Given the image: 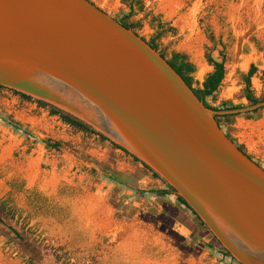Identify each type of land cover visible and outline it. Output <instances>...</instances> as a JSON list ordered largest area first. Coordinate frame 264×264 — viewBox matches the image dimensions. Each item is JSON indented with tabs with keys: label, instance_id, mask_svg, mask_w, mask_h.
I'll return each mask as SVG.
<instances>
[{
	"label": "rangeland",
	"instance_id": "1",
	"mask_svg": "<svg viewBox=\"0 0 264 264\" xmlns=\"http://www.w3.org/2000/svg\"><path fill=\"white\" fill-rule=\"evenodd\" d=\"M90 1L115 19L131 9L127 21L145 40L160 32L159 52L183 56L193 89L212 70L205 53L223 58L220 85L205 98L210 106L251 105L244 96L250 65L253 96L264 100V0ZM257 109L220 126L264 169V106ZM0 117L26 131L0 119V264H24L33 246L63 264H238L174 192H150L165 182L119 146L7 88Z\"/></svg>",
	"mask_w": 264,
	"mask_h": 264
},
{
	"label": "water",
	"instance_id": "2",
	"mask_svg": "<svg viewBox=\"0 0 264 264\" xmlns=\"http://www.w3.org/2000/svg\"><path fill=\"white\" fill-rule=\"evenodd\" d=\"M0 86L135 157L238 264H264V169L140 35L90 0H0Z\"/></svg>",
	"mask_w": 264,
	"mask_h": 264
},
{
	"label": "trees",
	"instance_id": "3",
	"mask_svg": "<svg viewBox=\"0 0 264 264\" xmlns=\"http://www.w3.org/2000/svg\"><path fill=\"white\" fill-rule=\"evenodd\" d=\"M131 15V9L125 13L122 17V19H116L120 24H122L124 27L126 28H130L133 30L132 25L127 21V19L130 17ZM115 19V18H114ZM136 33V32H135ZM161 33L157 32L152 39L150 40H145L143 37H141L143 40H145L147 42V44H149V46H151L154 50L159 51L157 48V40L159 39ZM212 39V37H210ZM162 58H165L164 54L160 53ZM205 58L206 61L212 65V70L210 72H208L205 76V78L203 79L202 83H201V88L199 89H193L191 87V79L188 75V73L192 70L191 65H189L183 58V56L179 53H172L170 58H166V62L173 68V70L183 79V81L187 84V86L189 88L192 89V91L194 92L195 96L202 101L203 105L207 108L213 109V110H218V108L216 107H212L209 104H207V102L205 101V98L207 96H212L215 92V90L218 88V86L220 85V82L224 76V60L223 58L221 60H215L211 57L210 55V51H207L205 53ZM256 68L254 65H250L245 77H244V96L246 98V100L250 103V104H254L256 102H258V100L253 96L252 90H251V84H250V77L251 75L255 72ZM262 75L264 77V69L262 71ZM4 87L0 86V89H3ZM15 94H18L20 97H22L23 99H31V97L26 96L24 94L18 93L16 91H13ZM36 102L40 105V106H46L45 103L36 100ZM239 106H232L230 108H238ZM258 109L253 110L252 112H256ZM49 111L52 114H57L59 115V117L61 118V120L63 122H65L66 124L80 130L83 132H89V133H94L95 131H93L92 129H90L88 126L84 125L83 123L79 122L78 120L70 117L69 115H66L64 113H62L61 111L50 107L49 106ZM237 114H224V115H216L214 116V119L216 120L217 124L220 125V121L221 119H224L227 123H231L232 122V117L235 116ZM1 120H4L8 125L12 126L13 129L16 130H22L23 132H26L25 130L21 129V127L14 122L13 120L9 119V118H1ZM29 135V134H28ZM99 137L101 139L107 140L104 136L98 134ZM225 135L232 141L234 142V140L227 134L225 133ZM44 143V145L48 148H53V149H57L59 147V142L58 141H50L49 139H45L42 141ZM117 146V145H115ZM237 148L242 151L243 153H245V151L243 150L241 145L236 144ZM118 147V146H117ZM123 150V149H122ZM248 158L251 159V157L249 155H247ZM135 158V157H134ZM136 159V158H135ZM153 175L157 176L154 172ZM169 191H172L171 187L168 186L167 184H165V189H159V190H151L150 192L155 193L156 195H165L167 194ZM177 200L179 202H181L183 205H185V207L187 209H189L193 214L194 212L188 207V205L182 200L181 197L176 196ZM195 215V214H194ZM196 216V215H195ZM199 220V219H198ZM0 222H3L2 217L0 216ZM200 225L205 227L204 224L199 221ZM11 230L14 232L15 236L19 237L18 232L11 227ZM20 239H22V237H20ZM221 254L223 256L229 257L231 258L228 253L221 249ZM25 256L23 257V263L24 264H63L62 259L58 258L56 254L52 253L50 249L48 248H40V247H35L33 246L32 249H29L27 253H24ZM232 259V258H231Z\"/></svg>",
	"mask_w": 264,
	"mask_h": 264
},
{
	"label": "bare ground",
	"instance_id": "4",
	"mask_svg": "<svg viewBox=\"0 0 264 264\" xmlns=\"http://www.w3.org/2000/svg\"><path fill=\"white\" fill-rule=\"evenodd\" d=\"M135 32V31H134ZM159 52V51H158ZM164 59H166V58H164ZM191 89V88H190ZM192 90V89H191ZM194 93V92H193ZM219 127H221L220 125H219ZM222 128V127H221ZM224 131V130H223ZM98 134V133H97ZM108 140V139H107ZM235 145H236V143H235ZM246 154V153H245ZM247 155V154H246ZM256 163V162H255ZM143 164V163H142ZM172 192H173V190H172Z\"/></svg>",
	"mask_w": 264,
	"mask_h": 264
}]
</instances>
